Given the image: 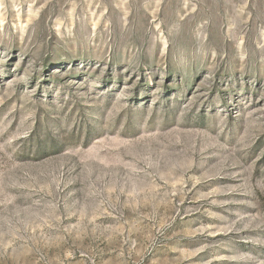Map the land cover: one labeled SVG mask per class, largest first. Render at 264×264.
Here are the masks:
<instances>
[{
  "label": "rangeland",
  "instance_id": "1",
  "mask_svg": "<svg viewBox=\"0 0 264 264\" xmlns=\"http://www.w3.org/2000/svg\"><path fill=\"white\" fill-rule=\"evenodd\" d=\"M0 264H264V0H0Z\"/></svg>",
  "mask_w": 264,
  "mask_h": 264
}]
</instances>
